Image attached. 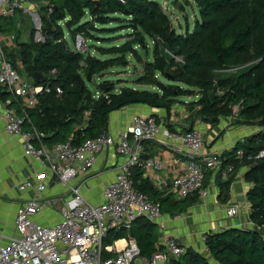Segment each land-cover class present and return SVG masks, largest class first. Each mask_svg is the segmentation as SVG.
Instances as JSON below:
<instances>
[{
  "label": "trees",
  "instance_id": "1",
  "mask_svg": "<svg viewBox=\"0 0 264 264\" xmlns=\"http://www.w3.org/2000/svg\"><path fill=\"white\" fill-rule=\"evenodd\" d=\"M47 2L40 7L41 41L22 45L17 56L3 45L18 73L33 85L43 87L33 107L20 105L26 114L22 126L29 125L24 130L35 128L41 132L40 140L46 146L67 140L78 145L106 131L113 110L144 104L168 113L179 102L185 103L191 120L198 119L211 127L223 117H235V123L253 126L251 134L220 154V168L204 170L202 180L205 189L214 172L219 196L226 200L236 171L246 166L243 177L251 184L246 199L252 226L205 233L204 243L211 260L187 247L179 256L167 257V264H264V156L247 158L264 149V0H194L196 18L182 32L173 26L157 0ZM21 10L1 16L0 30L3 20ZM112 23L116 25L108 26ZM115 26L127 30L123 42L93 45L98 53L107 55L105 58L89 49L75 51L65 36L67 29L72 41L80 34L84 40L95 38L109 44L111 34L119 30ZM147 38L153 44L152 56L144 60L133 86H117L123 79L114 82L103 77L111 68L127 66L130 58L140 61L138 47L146 52ZM96 76L102 79L93 90L89 85ZM142 85L150 88H141ZM8 94L13 95L0 86V98L5 99ZM183 97L191 99L185 101ZM152 116L159 124L157 116ZM167 127L171 132L175 130ZM152 141L158 140L141 142L139 163L131 167L129 179L134 190L158 203L161 214L178 215L198 202L200 193L193 191L180 198L144 175V162L153 159L144 155V145ZM237 151L243 156L239 158ZM230 165L233 169L225 173ZM129 237L136 241L140 256L149 264L154 253L164 251L157 224L143 216L128 227L120 224L108 228L102 242L110 245ZM104 255L114 253L104 251Z\"/></svg>",
  "mask_w": 264,
  "mask_h": 264
},
{
  "label": "built area",
  "instance_id": "2",
  "mask_svg": "<svg viewBox=\"0 0 264 264\" xmlns=\"http://www.w3.org/2000/svg\"><path fill=\"white\" fill-rule=\"evenodd\" d=\"M31 1L0 0V17L11 15L18 9L24 10ZM84 41L83 36L77 34L73 49L85 51ZM0 86L20 99L24 107H33L37 93L43 89L23 78L13 67L5 55L1 38ZM56 91L61 92L58 87ZM24 117L18 116L14 110L6 109L3 114L5 131L10 135L21 136L24 154L47 162L56 181L67 185L68 193L61 207L60 219L53 224H40L34 220V215L45 205L42 196L45 184L39 179L30 199L17 211L14 236L0 246V264H136L139 259L142 264H149L140 256L139 247L131 237L124 238L125 244L120 248L113 244L103 245L102 242L108 228L120 224L128 227L140 216L156 223L163 234L159 242L164 246V251L154 253L151 264H156L157 259L167 262V257H177L184 252V247L166 234L158 203L134 190L129 175L131 167L139 163L141 142L155 139L181 155V159H178L179 168L172 177L171 191L180 198L193 191L203 194L204 170L220 168L222 160L219 152L205 151L204 131L201 128L171 132L161 128L152 114L132 113L126 129L115 138L106 130L78 145L67 140L46 146L40 140L41 132L35 128L23 129ZM108 146L114 147L120 161L116 165L114 178L103 188L101 200L92 203L83 196L80 187L71 182L75 177L87 174L97 154ZM237 156L242 157V152L237 151ZM263 156L264 149L247 158ZM144 166L159 164L157 160L151 159L145 161ZM232 169L230 165L224 172ZM26 185L29 186V182ZM226 213L235 216L238 206L230 205ZM104 251H112L114 256H105Z\"/></svg>",
  "mask_w": 264,
  "mask_h": 264
},
{
  "label": "crops",
  "instance_id": "3",
  "mask_svg": "<svg viewBox=\"0 0 264 264\" xmlns=\"http://www.w3.org/2000/svg\"><path fill=\"white\" fill-rule=\"evenodd\" d=\"M21 100L8 94L0 98V246L5 245L14 236V220L21 205L30 199L39 179L44 181L43 198L45 205L34 215V220L40 224H53L60 219L61 207L68 193L67 185L57 182L51 173L47 162L29 157L23 151V139L19 135H10L4 129L3 114L6 109L14 110L20 117ZM132 113L155 114L161 128L184 129L199 127L204 131L205 151L222 154L229 150L237 140L251 134L253 126L235 123V117H223L217 126L191 120L189 111L183 104H174L168 113L161 108H152L144 104H133L109 114L107 131L114 138L126 129ZM28 123L23 129H28ZM162 138V135L160 136ZM144 155L157 160L159 166L145 167L144 175L153 182L171 191V181L179 168L181 155L172 148L160 142H146ZM120 158L113 146L100 151L90 171L85 175L75 177L71 184L78 185L83 196L89 202L101 200L103 188L114 178L116 165ZM246 166H240L235 173L226 200L219 196V188L215 182L214 172L209 175L203 194L199 201L178 215L162 213V221L166 234L174 237L185 249L191 247L211 260L204 243V235L209 231H218L228 227H251L249 221L250 203L246 193L251 186L244 179ZM29 182V186L26 183ZM88 187V188H87ZM238 206V214L228 216L227 207ZM160 236L163 235L159 230ZM125 239L116 240L113 245L122 247ZM163 264H167L162 259ZM142 264V261H141Z\"/></svg>",
  "mask_w": 264,
  "mask_h": 264
},
{
  "label": "rangeland",
  "instance_id": "4",
  "mask_svg": "<svg viewBox=\"0 0 264 264\" xmlns=\"http://www.w3.org/2000/svg\"><path fill=\"white\" fill-rule=\"evenodd\" d=\"M164 12L167 14L173 26L179 30L183 31V28L186 24L192 26L194 18L197 15V7L194 0H157ZM47 0H33L30 5H27L24 10H21L11 19H5L2 21L1 30H0V38L1 43L6 47L7 51H10L15 56L18 55V51L24 44H30L32 42L41 41L43 39L40 30V10L41 6L47 5ZM39 19V22H38ZM116 25L114 23L109 24L108 26ZM122 26H115V33H112V42L107 44L101 41L95 40V38L89 39L87 38L84 41V49L90 50L92 54L100 58H105L107 55H102L98 53L93 47V45H110V44H120L126 39V31L120 30ZM94 35H101L100 33H94ZM110 35V34H109ZM65 36L69 41V46L73 47V41L69 38V32L65 29ZM97 39V38H96ZM147 51L144 52L142 48L138 47V51L141 55V60L135 62L132 58H130V62L127 66L114 67L110 70H107L104 73V78H108L114 82L117 79H123L124 82L120 85H129L133 86L134 78L142 72V65L145 59L150 58L152 56V41L147 38ZM147 53V54H145ZM231 70H228L230 72ZM102 79V77H94V81L89 85L92 89L94 84ZM150 88V86L142 85L140 86ZM94 90V89H93ZM185 101H190V97H183ZM177 104H185V103H177ZM150 115V114H148ZM204 136V134H203ZM205 140V137H204ZM142 261V260H141ZM140 259L136 260V264H141ZM157 264H163L161 260L157 261Z\"/></svg>",
  "mask_w": 264,
  "mask_h": 264
},
{
  "label": "water",
  "instance_id": "5",
  "mask_svg": "<svg viewBox=\"0 0 264 264\" xmlns=\"http://www.w3.org/2000/svg\"><path fill=\"white\" fill-rule=\"evenodd\" d=\"M38 22H39V19H38ZM36 78H39L40 75L39 74H35ZM89 79V78H88Z\"/></svg>",
  "mask_w": 264,
  "mask_h": 264
}]
</instances>
